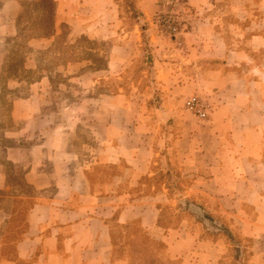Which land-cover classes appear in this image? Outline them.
Instances as JSON below:
<instances>
[{
    "label": "crops",
    "instance_id": "crops-1",
    "mask_svg": "<svg viewBox=\"0 0 264 264\" xmlns=\"http://www.w3.org/2000/svg\"><path fill=\"white\" fill-rule=\"evenodd\" d=\"M55 2L59 14L72 12L66 8L91 14L97 37L121 27L114 23L117 0ZM186 3L194 14L183 42L155 41L152 99L141 95L135 103L119 86L115 113L90 120L100 136H90L99 143L89 152L72 148L70 134L59 129L49 140L41 138L55 143V157L44 143L29 150L25 179L35 193L26 210L13 200L3 211L0 264H128L113 255L119 227H139L163 240L172 258L193 248L198 256L191 264H226L221 260L229 239L223 229L218 240L207 233L205 225L214 228L210 222L252 239L249 262L264 264V0ZM138 5L150 20L154 0ZM132 46L127 38L108 57L119 78L133 63ZM142 81L134 90L146 94ZM196 94L212 105L207 119L185 105ZM45 123L37 117L36 131ZM49 160L55 162L51 169L44 163ZM174 167L180 188L170 178ZM166 208L181 216L174 226L159 223Z\"/></svg>",
    "mask_w": 264,
    "mask_h": 264
},
{
    "label": "rangeland",
    "instance_id": "rangeland-1",
    "mask_svg": "<svg viewBox=\"0 0 264 264\" xmlns=\"http://www.w3.org/2000/svg\"><path fill=\"white\" fill-rule=\"evenodd\" d=\"M48 1L0 0V220L5 216L3 211H8L13 200L26 210L29 195L35 193L25 179V172L29 169V150L31 152L44 143L45 151L55 157V143L43 142L42 139L49 140L59 129L70 134L72 148L89 152V145L99 143L95 139L97 135L100 136V132H92L90 120L106 118L115 113L114 93L119 86L127 88V96H132L135 103L141 95L153 98L154 91L147 89V93L143 94L134 90L140 81L136 78L138 69L143 66L137 65V60L142 56L157 55L156 40H170L179 44L170 31L171 24L179 27L181 33L178 37L183 42V30L190 27L189 22L194 14L186 0H154L156 11L150 20L144 16L136 20L131 17L132 9L127 1L117 0L120 13L114 23L121 27L102 38L90 29L91 14L76 15L73 8L65 9L66 12L72 11L70 14H59L56 9L55 35L41 37V32H47L53 26V20L47 21V16L52 17L50 11L53 7H48ZM137 21L140 23L135 24ZM78 24L89 29L84 30ZM134 29L136 31L130 32ZM127 38L133 43V63L119 78V69L114 64L108 68V57L113 53L114 45L123 43ZM146 66L151 67L150 64ZM110 71L115 72L114 75L108 76ZM143 83L140 87H143ZM37 105L42 108L36 110ZM37 117L44 119L46 126L36 131L34 124ZM91 135L95 138L93 141ZM12 157L18 160L23 157V160L15 161ZM37 157L35 153V164ZM50 160L44 162L47 169L55 166V162ZM209 224L214 228L205 225L206 232L218 240L223 233L219 230L221 225L215 222ZM126 236L125 230L120 227L116 229L113 255L115 259L126 260L129 264H191L198 256L196 249L192 248L187 256L172 258L168 244L159 239L161 242L155 244L143 240L150 247L145 251L144 245L131 248L129 242L135 243L136 240ZM228 244L232 254L237 246L241 250L251 245L247 240L240 243L237 238L229 240ZM244 257L240 253L237 263L244 264ZM169 259L173 262L169 263Z\"/></svg>",
    "mask_w": 264,
    "mask_h": 264
},
{
    "label": "trees",
    "instance_id": "trees-1",
    "mask_svg": "<svg viewBox=\"0 0 264 264\" xmlns=\"http://www.w3.org/2000/svg\"><path fill=\"white\" fill-rule=\"evenodd\" d=\"M43 1H46V0H43ZM126 1H127V5L132 9L131 10V14H132L131 17L136 19V20H139L143 16V13L141 12V9L139 8V6H137V0H135V4H134V0H126ZM47 4H48V7L53 6L52 7V12L50 11V14H52V17L51 16H47V21L53 20V22H52L53 26H52L51 30H48L47 32H41L39 34L41 37H43V36L44 37H52L53 35H55L56 2H55V0H50V1L47 2ZM139 23L140 22L137 21L135 24H139ZM63 25H65V24L63 23ZM141 30L144 31V27L143 26H141ZM31 38H34V37L32 36ZM155 56L156 55H153V56H142L141 59L137 60V65L138 64H142L143 66L138 69V73L136 75V78H139V80L142 78L144 84L149 86V92L155 91V87L152 86V84L154 85V80H155L154 73H153L154 72V66H155V64H154ZM149 64L151 65V67L146 66V65H149ZM150 68H151V70H150ZM144 71L146 72V76L144 74ZM150 74L152 75L151 76L152 78L150 77ZM132 76H135V74H133ZM149 77L151 79H149ZM170 178L173 179V183L175 184L174 187L180 188L179 187L180 181H181L180 180V172L178 171V169L176 167H174ZM180 218H181V216H180L179 212L176 211V209L166 208V210L164 211L163 215L161 216V220L159 221V223H160V225H163V226L164 225L165 226H174L176 224V222ZM222 229L225 231V234L227 235L229 240H234V238H237V240H239L240 243H241L242 240H247L252 245V239L245 238L241 234L235 233L229 226H226L225 228H223V227L219 228V230H222ZM125 233L127 235L126 237H130V238H133V239L136 240L135 243L134 242H129L131 248L132 247L141 248L144 245L145 247H143V250L145 251V250L149 249L150 247L147 246V244H145V242H143V240H149L150 242H152L154 244L161 242L158 239L151 238L147 233H145L139 227H133L129 231H127L125 229ZM121 236H120V238H121ZM115 238H116V233L113 236V246L115 245ZM150 246L153 247L154 245H150ZM249 247H247V246L243 247L244 248V256H245L244 257V262H243L244 264H250V262H249V259H250L249 258V256H250ZM230 252L231 251H229L228 253H226L223 256L221 262L222 263H226V264H238L237 262H238V259L240 257V253H241L240 248L237 246L235 249H233V254L230 253ZM137 253H140V251H137ZM232 255L234 256L233 258H231ZM152 256H154V255H152ZM156 260L158 261V258ZM168 261H169V263L173 262L170 259Z\"/></svg>",
    "mask_w": 264,
    "mask_h": 264
},
{
    "label": "built area",
    "instance_id": "built-area-1",
    "mask_svg": "<svg viewBox=\"0 0 264 264\" xmlns=\"http://www.w3.org/2000/svg\"><path fill=\"white\" fill-rule=\"evenodd\" d=\"M167 22L169 23V20H167ZM169 28H170V31L173 33V35L177 38L176 40H178V43L181 44L182 41L179 39L181 31L179 27L177 25L171 24ZM185 105L188 110L193 112L200 119H207L210 111L212 110V105L209 102V100L198 94L189 97L186 100Z\"/></svg>",
    "mask_w": 264,
    "mask_h": 264
},
{
    "label": "water",
    "instance_id": "water-1",
    "mask_svg": "<svg viewBox=\"0 0 264 264\" xmlns=\"http://www.w3.org/2000/svg\"><path fill=\"white\" fill-rule=\"evenodd\" d=\"M199 211V210H198Z\"/></svg>",
    "mask_w": 264,
    "mask_h": 264
}]
</instances>
